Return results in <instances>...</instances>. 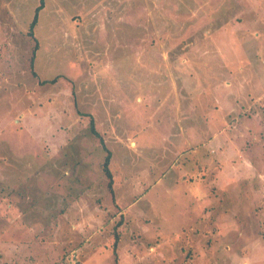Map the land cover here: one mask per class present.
<instances>
[{
  "label": "rangeland",
  "instance_id": "obj_1",
  "mask_svg": "<svg viewBox=\"0 0 264 264\" xmlns=\"http://www.w3.org/2000/svg\"><path fill=\"white\" fill-rule=\"evenodd\" d=\"M39 2L0 0V264H264V0ZM52 177L103 251L39 239Z\"/></svg>",
  "mask_w": 264,
  "mask_h": 264
},
{
  "label": "crops",
  "instance_id": "obj_2",
  "mask_svg": "<svg viewBox=\"0 0 264 264\" xmlns=\"http://www.w3.org/2000/svg\"><path fill=\"white\" fill-rule=\"evenodd\" d=\"M25 32H26L25 30L20 31V34L22 33L24 35ZM43 174H48L52 176V173L47 171L46 172L44 171ZM50 181L51 182L47 185L37 182L40 185L35 184L32 192L30 191V188H27L25 191H20V203H22L23 200H26L28 203L29 201L30 202L33 201L34 205H32L31 208H34L37 205L39 200L38 196L42 195L41 191L45 195L42 200V203L45 202L47 206H49L50 208L52 207L54 212L58 214V210L56 209L58 203L62 204L63 206L62 209H59V211L63 212L64 215V219L61 220L60 225L58 227L54 226L52 231L49 233L48 237H40L39 239L47 240V242H49V245L52 246L53 249H55L53 254L56 255L55 257H57V259L58 256L62 255L63 248L70 249V252H75L74 248L77 247L78 245L90 247L89 249H91V252L95 254L103 251L105 238L100 239V237H104V235L101 232H99L100 229H92L89 230V232L86 231L87 229H85L86 222L88 220L89 222H93V220H98L97 214L98 211L100 210V208L99 209L96 208L95 214L90 213V208H91L90 201H92L90 198L91 197L90 194L87 191L83 193L82 190H80V193L77 195H72L71 193L58 194L56 185H54V181H56L55 178L50 179ZM31 187H33V184L31 185ZM195 190L196 189H194V191ZM3 196H4L3 192L2 190H0V226L2 225L3 222H8L7 221L9 219L8 216L10 215L16 216L15 219L20 215V220H21V215L24 212L22 208H20L19 213H16L15 211H11L9 215V209L13 208L14 205L10 203L6 204L5 201L7 198H4ZM31 208L29 210H31ZM30 214H32V211L30 212ZM78 228H82L83 230H85L86 231L85 234L87 235H82V233H78ZM18 239H20V244H24V246L31 244L32 247L33 246L36 247L35 251H38L37 248L38 245L46 243V241H43L41 243H36L34 239H32L31 237L27 238L24 235H18L17 240ZM92 240L94 241L95 244L91 243ZM2 245H3V236H2V232H0V254L1 252L4 253V251L6 250V247ZM22 251L23 250H21L20 248V255L23 253ZM70 252L69 254L68 252H65V255L67 254L69 256H72L74 254V253L70 254ZM37 253H39V251L35 252L34 255H38Z\"/></svg>",
  "mask_w": 264,
  "mask_h": 264
},
{
  "label": "trees",
  "instance_id": "obj_3",
  "mask_svg": "<svg viewBox=\"0 0 264 264\" xmlns=\"http://www.w3.org/2000/svg\"><path fill=\"white\" fill-rule=\"evenodd\" d=\"M43 6V0H40L38 6L35 8V13L33 15V18L32 20L30 21V24H29V30H28V35L30 36H33V32H32V29L33 27L35 26L36 22H37V17H38V12L39 10L42 8ZM37 49V43H35V45L33 46V49H32V55H31V61L33 59V56L35 54V51ZM31 61H30V64H29V67L31 68ZM34 73V72H33ZM35 74V73H34ZM90 128L92 130V133L98 137H100L99 133L95 130L94 128V125H93V119L90 117ZM101 144L104 145V142L103 140L101 139ZM105 148V146H104ZM106 149V148H105ZM109 153V152H108ZM109 160H110V153L107 154L106 158L104 159V162H103V171L105 173V175L109 178V182H108V186L110 187L111 189V182H112V174H111V171L109 170V167H108V164H109Z\"/></svg>",
  "mask_w": 264,
  "mask_h": 264
}]
</instances>
